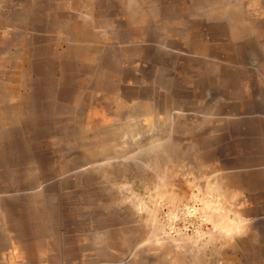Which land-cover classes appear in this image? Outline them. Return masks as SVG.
Wrapping results in <instances>:
<instances>
[{
  "label": "rangeland",
  "instance_id": "rangeland-1",
  "mask_svg": "<svg viewBox=\"0 0 264 264\" xmlns=\"http://www.w3.org/2000/svg\"><path fill=\"white\" fill-rule=\"evenodd\" d=\"M0 264H264V0H0Z\"/></svg>",
  "mask_w": 264,
  "mask_h": 264
}]
</instances>
